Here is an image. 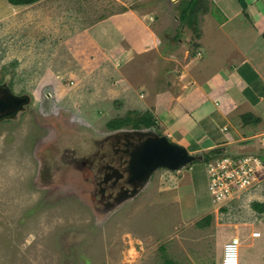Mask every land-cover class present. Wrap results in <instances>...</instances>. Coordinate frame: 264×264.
<instances>
[{
    "label": "rangeland",
    "instance_id": "374dc122",
    "mask_svg": "<svg viewBox=\"0 0 264 264\" xmlns=\"http://www.w3.org/2000/svg\"><path fill=\"white\" fill-rule=\"evenodd\" d=\"M86 1L92 13L104 7V0H73V5L82 9ZM124 1L140 10L157 8V15L169 14L170 26L161 33L196 50L191 40L200 38L181 21V0ZM27 6L11 11L10 27L6 20L0 23V83L30 97L14 119L0 123V264H222L225 243L237 235L243 238L240 264L254 252L264 264V213L253 208L254 202L264 203V182L217 210L205 157L180 171L157 169L136 195L105 204L95 199L96 186L83 177L90 174L87 163L102 147L126 134L139 137L134 133L139 130L165 133L154 108L141 96L122 98L113 92L120 84L115 66L114 71L93 70L90 78L84 71L90 61L76 54L67 73L74 57L61 46L48 62L51 70H38V18L30 16ZM6 12L4 7L0 17ZM230 52L236 64L239 54ZM173 68L180 74L179 66ZM45 76L51 80L40 82ZM155 80L160 85L173 82L161 76ZM130 111H150L156 126L108 127L110 120ZM244 150L230 145L201 153L215 160L247 155ZM253 151L264 161V153ZM254 229L262 231L260 237L251 238Z\"/></svg>",
    "mask_w": 264,
    "mask_h": 264
},
{
    "label": "crops",
    "instance_id": "0c3cea01",
    "mask_svg": "<svg viewBox=\"0 0 264 264\" xmlns=\"http://www.w3.org/2000/svg\"><path fill=\"white\" fill-rule=\"evenodd\" d=\"M244 1L248 16L240 0H211L214 8L200 19V48L195 54L183 39L178 45L169 35L164 37L161 30L170 26V15H157V8L140 10L124 0H104L102 11L95 14L88 1L80 9L73 0H41L25 10L38 18V70H51L49 60L64 46L67 56L74 57L68 65L76 54L90 61L88 71L81 68L90 78L94 71H114L115 66L120 84L113 92L122 98L129 93L141 96L146 106L154 108L165 135L190 152L203 154L231 145L238 151L244 147L247 154L258 150L260 156L264 153V0ZM4 7L7 12L0 23L6 20L10 27L11 11L23 6L0 0V12ZM230 49L239 54L236 64L230 60ZM173 65L180 67V74ZM73 66L66 72L71 73ZM159 76L173 82L160 85L155 80ZM255 253L246 264H260Z\"/></svg>",
    "mask_w": 264,
    "mask_h": 264
},
{
    "label": "water",
    "instance_id": "95a60500",
    "mask_svg": "<svg viewBox=\"0 0 264 264\" xmlns=\"http://www.w3.org/2000/svg\"><path fill=\"white\" fill-rule=\"evenodd\" d=\"M7 102L0 100V109H8L7 118H13L24 109V103L30 101L28 95L17 96L7 89ZM152 129V128H148ZM139 137L132 141L134 149L129 154L128 168L132 176L134 189L131 195H136L143 189L157 169L165 168L171 171H180L195 160L203 159V155L190 152L184 146L174 142L166 135H160L155 130H139L134 132Z\"/></svg>",
    "mask_w": 264,
    "mask_h": 264
},
{
    "label": "built area",
    "instance_id": "2783aa9c",
    "mask_svg": "<svg viewBox=\"0 0 264 264\" xmlns=\"http://www.w3.org/2000/svg\"><path fill=\"white\" fill-rule=\"evenodd\" d=\"M207 177L211 201L217 210L226 209L228 204L243 195V192L264 182V161L252 154L209 159ZM261 233V230L254 229L251 236L258 238ZM242 241L241 235H237L225 243L222 264H240Z\"/></svg>",
    "mask_w": 264,
    "mask_h": 264
},
{
    "label": "flooded vegetation",
    "instance_id": "af4514ba",
    "mask_svg": "<svg viewBox=\"0 0 264 264\" xmlns=\"http://www.w3.org/2000/svg\"><path fill=\"white\" fill-rule=\"evenodd\" d=\"M7 89L10 88L5 83H0V100L4 102L8 100L6 96ZM27 104L24 103V107ZM6 112H8V109H4V106H2L0 109V123L16 117L7 118ZM74 119L72 118L71 121L73 122ZM136 138L133 135L126 134L118 141L107 143L91 159V162L87 163L89 167L91 166V172L83 178L87 183H92L93 188L96 186L95 199L100 203H108L115 197H127L133 193L134 189L139 188V186L134 188L133 184L138 182L133 181L128 168L129 154L135 146L132 141L136 140Z\"/></svg>",
    "mask_w": 264,
    "mask_h": 264
},
{
    "label": "trees",
    "instance_id": "16d2710c",
    "mask_svg": "<svg viewBox=\"0 0 264 264\" xmlns=\"http://www.w3.org/2000/svg\"><path fill=\"white\" fill-rule=\"evenodd\" d=\"M10 4L15 6H27L34 4L41 0H7ZM181 21L187 24L193 31H197V39L201 36V29L199 26V15L202 13L203 15L208 14L210 9L211 0H181ZM240 3L246 11L247 4L244 0H240ZM192 46L200 48V44L194 39L191 40ZM193 54L196 51L193 49ZM247 116V115H245ZM157 121L155 120L154 115L150 111H146L144 113H137V111H130L128 115L124 117H118L110 120L107 125L110 129L115 130L125 126H130L132 128H149L156 126ZM162 135V133H160ZM221 149H215L213 151L219 152ZM205 160H209L211 156L207 157L204 155ZM253 208L259 212L264 213V203L263 202H254ZM211 216H207L206 220L209 222ZM166 264H175L173 261L168 260Z\"/></svg>",
    "mask_w": 264,
    "mask_h": 264
}]
</instances>
